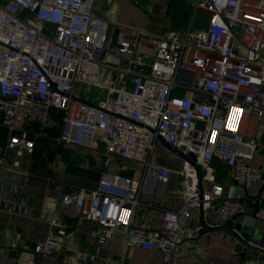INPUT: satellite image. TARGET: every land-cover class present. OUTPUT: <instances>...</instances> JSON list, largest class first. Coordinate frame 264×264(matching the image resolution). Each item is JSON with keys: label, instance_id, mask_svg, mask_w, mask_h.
<instances>
[{"label": "built area", "instance_id": "obj_1", "mask_svg": "<svg viewBox=\"0 0 264 264\" xmlns=\"http://www.w3.org/2000/svg\"><path fill=\"white\" fill-rule=\"evenodd\" d=\"M95 3L0 0V184L5 170L22 171L41 135L32 125L50 126L54 109L62 116L53 142L88 150L103 170L94 186L75 185L59 198L91 223L99 244L118 235L125 247L157 251L154 264L190 260L184 247L202 231L194 210L201 203L214 223L246 213L252 183L259 185L257 207L240 220L259 221L264 230V166L249 163L264 152V0H194L206 22L180 37L109 21ZM158 137L193 155L201 193L187 160L174 169L151 159ZM123 162L140 165V177L123 175ZM216 163L226 168L227 185L215 182ZM171 173L181 178L175 209L160 202ZM145 207L161 210L158 227ZM47 225L26 252L59 251L67 226L59 214ZM87 258L120 264L102 253Z\"/></svg>", "mask_w": 264, "mask_h": 264}, {"label": "crops", "instance_id": "obj_2", "mask_svg": "<svg viewBox=\"0 0 264 264\" xmlns=\"http://www.w3.org/2000/svg\"><path fill=\"white\" fill-rule=\"evenodd\" d=\"M193 5L194 0H96L95 9L99 15L115 23L134 26L159 35L173 32L180 37L187 29L194 28L196 22L200 27L206 22L205 14L197 19ZM56 146L59 149L48 163L51 169L48 175L31 174L28 166L32 157L29 156L22 163L21 170L28 171L22 186L0 184V199L11 200L16 205L13 208L0 203V264H101L98 259L88 260V255L92 253L112 256L120 264H154L158 261L161 255L157 251L139 246L125 247L118 235H114L104 244H99L91 234V223L78 218L74 208L59 204L60 195L69 192L73 186H94L103 170L99 166V160H94L88 150L80 147L73 149L68 145ZM162 148L161 144L156 146L151 159L163 166L178 169L181 158L170 156ZM82 158L84 161H81ZM249 163L253 166H264V152H255ZM123 165L126 169L123 175L137 179L140 177V165L126 162H123ZM215 172V182L223 185L229 183L226 179V168L222 164L216 163ZM180 182L181 178L177 174H170L168 181L162 186V206L171 209L179 206ZM258 189L259 185L255 183L246 187L248 216L257 207ZM142 212L152 226H159L161 210L158 207H145ZM53 214H59L67 226L66 241L59 251L49 256L34 254L31 259H14L1 251L2 248H13L26 252V248H32L37 241L44 238L48 227L47 220ZM198 215L197 207L193 213V221L198 222ZM204 219L207 223H214L216 220L214 216L209 217V214H205ZM138 221L135 220L136 223ZM252 226L263 228L259 221H255ZM201 250L204 255L200 254ZM183 252L194 257L190 260H180L177 264H239L241 261L233 250V240L221 232L202 230L194 244L186 245Z\"/></svg>", "mask_w": 264, "mask_h": 264}, {"label": "water", "instance_id": "obj_3", "mask_svg": "<svg viewBox=\"0 0 264 264\" xmlns=\"http://www.w3.org/2000/svg\"><path fill=\"white\" fill-rule=\"evenodd\" d=\"M158 140L159 143L173 155L178 156L183 160H187L194 166L199 193H201L203 183L201 182L200 168L194 162L193 155H184L180 150L174 148L162 137H158ZM74 155L76 156V154ZM81 161H84L83 158ZM25 176V173L22 171L5 170L1 175V181L9 185L22 186L24 184ZM254 206H256V204H254ZM198 214V223L202 226V230L204 232H221L230 237L233 240V250L241 260L256 258L264 263V230L241 222L239 218L243 215H247V212L236 214L216 223H207L204 219L202 204L200 203L198 206ZM1 251L14 259H17L18 257L31 259L34 256L33 253L24 252L21 249L2 248Z\"/></svg>", "mask_w": 264, "mask_h": 264}, {"label": "trees", "instance_id": "obj_4", "mask_svg": "<svg viewBox=\"0 0 264 264\" xmlns=\"http://www.w3.org/2000/svg\"><path fill=\"white\" fill-rule=\"evenodd\" d=\"M62 112L59 110L50 111V126L38 127L37 124L32 125L41 133L37 137L35 147L32 151V162L28 166V171L35 175H48L51 169L48 163L55 157L58 152V146L53 142V139L60 133L59 124L61 122ZM4 131L0 130V145L4 141ZM49 145V146H48Z\"/></svg>", "mask_w": 264, "mask_h": 264}, {"label": "rangeland", "instance_id": "obj_5", "mask_svg": "<svg viewBox=\"0 0 264 264\" xmlns=\"http://www.w3.org/2000/svg\"><path fill=\"white\" fill-rule=\"evenodd\" d=\"M201 16H204L203 13L200 12V11H197V13H196V17H197V19L200 18ZM193 27H194V29H198V28L200 27V25H199L198 22H196V24H195ZM99 95L102 96V93H100ZM162 149L165 150L166 153H168L170 156H173V157L179 158L178 156L173 155L171 152H169V151H168L167 149H165L164 147H163ZM168 154H167V155H168Z\"/></svg>", "mask_w": 264, "mask_h": 264}]
</instances>
